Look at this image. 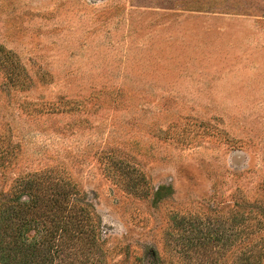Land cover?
<instances>
[{"label": "rangeland", "instance_id": "1", "mask_svg": "<svg viewBox=\"0 0 264 264\" xmlns=\"http://www.w3.org/2000/svg\"><path fill=\"white\" fill-rule=\"evenodd\" d=\"M31 172L94 204L99 263L264 264V0H0V196Z\"/></svg>", "mask_w": 264, "mask_h": 264}, {"label": "trees", "instance_id": "2", "mask_svg": "<svg viewBox=\"0 0 264 264\" xmlns=\"http://www.w3.org/2000/svg\"><path fill=\"white\" fill-rule=\"evenodd\" d=\"M172 191L159 185L140 195L156 204ZM104 241L94 204L69 176L22 174L0 196V264H58L66 252L73 264H103ZM233 245L232 264H261L262 246Z\"/></svg>", "mask_w": 264, "mask_h": 264}]
</instances>
